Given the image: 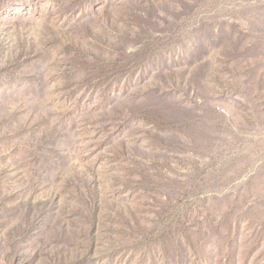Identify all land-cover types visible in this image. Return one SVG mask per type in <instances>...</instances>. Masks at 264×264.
<instances>
[{"label": "rangeland", "instance_id": "374dc122", "mask_svg": "<svg viewBox=\"0 0 264 264\" xmlns=\"http://www.w3.org/2000/svg\"><path fill=\"white\" fill-rule=\"evenodd\" d=\"M0 264H264V0H0Z\"/></svg>", "mask_w": 264, "mask_h": 264}]
</instances>
